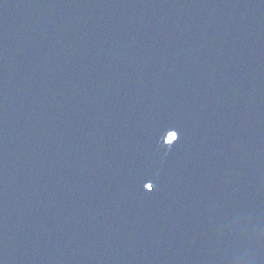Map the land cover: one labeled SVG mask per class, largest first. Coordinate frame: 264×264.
Listing matches in <instances>:
<instances>
[{"label": "water", "instance_id": "95a60500", "mask_svg": "<svg viewBox=\"0 0 264 264\" xmlns=\"http://www.w3.org/2000/svg\"><path fill=\"white\" fill-rule=\"evenodd\" d=\"M0 264H264V0H0Z\"/></svg>", "mask_w": 264, "mask_h": 264}, {"label": "snow or ice", "instance_id": "6c2138e0", "mask_svg": "<svg viewBox=\"0 0 264 264\" xmlns=\"http://www.w3.org/2000/svg\"><path fill=\"white\" fill-rule=\"evenodd\" d=\"M172 139H173V142L176 141V140H178V139H179V135H178V133H175V135L172 137ZM146 184H147V183H146ZM152 188H153V185L148 184V190L151 191Z\"/></svg>", "mask_w": 264, "mask_h": 264}]
</instances>
